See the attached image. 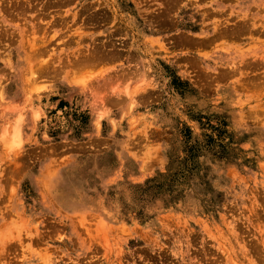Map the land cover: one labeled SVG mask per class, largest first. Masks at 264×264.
<instances>
[{"label": "rangeland", "instance_id": "1", "mask_svg": "<svg viewBox=\"0 0 264 264\" xmlns=\"http://www.w3.org/2000/svg\"><path fill=\"white\" fill-rule=\"evenodd\" d=\"M0 264H264V0H0Z\"/></svg>", "mask_w": 264, "mask_h": 264}, {"label": "bare ground", "instance_id": "2", "mask_svg": "<svg viewBox=\"0 0 264 264\" xmlns=\"http://www.w3.org/2000/svg\"><path fill=\"white\" fill-rule=\"evenodd\" d=\"M14 134L19 135V129L18 128L15 129Z\"/></svg>", "mask_w": 264, "mask_h": 264}]
</instances>
